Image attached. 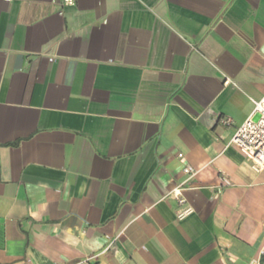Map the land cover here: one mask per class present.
<instances>
[{
    "label": "crops",
    "instance_id": "0c3cea01",
    "mask_svg": "<svg viewBox=\"0 0 264 264\" xmlns=\"http://www.w3.org/2000/svg\"><path fill=\"white\" fill-rule=\"evenodd\" d=\"M263 96L264 0H0V264H264Z\"/></svg>",
    "mask_w": 264,
    "mask_h": 264
},
{
    "label": "built area",
    "instance_id": "2783aa9c",
    "mask_svg": "<svg viewBox=\"0 0 264 264\" xmlns=\"http://www.w3.org/2000/svg\"><path fill=\"white\" fill-rule=\"evenodd\" d=\"M63 7H74L76 0H62ZM223 126L231 128L233 123L230 119H221ZM227 147H234L239 150L251 164L252 169L257 172H264V96L253 101V110L250 116L238 127L235 128L234 134ZM180 159L183 155H178ZM184 173L192 178L196 173L188 168H184ZM183 186V185H182ZM182 186L176 188L169 196L175 199L180 209L177 212V219L184 220L194 213V210L186 206V201L182 197ZM64 264H94L92 259H84L75 263Z\"/></svg>",
    "mask_w": 264,
    "mask_h": 264
}]
</instances>
